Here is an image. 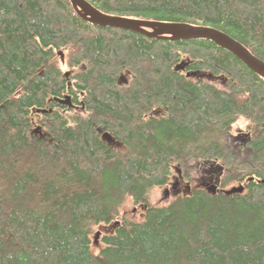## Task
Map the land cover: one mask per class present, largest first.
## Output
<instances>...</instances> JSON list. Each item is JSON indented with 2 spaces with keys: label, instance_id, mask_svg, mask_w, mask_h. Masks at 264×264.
<instances>
[{
  "label": "trees",
  "instance_id": "trees-1",
  "mask_svg": "<svg viewBox=\"0 0 264 264\" xmlns=\"http://www.w3.org/2000/svg\"><path fill=\"white\" fill-rule=\"evenodd\" d=\"M87 1L214 27L264 61V0ZM238 121L244 145L227 135ZM175 178L184 189L151 205ZM0 264H264V79L207 39L94 25L70 0H0Z\"/></svg>",
  "mask_w": 264,
  "mask_h": 264
},
{
  "label": "water",
  "instance_id": "water-1",
  "mask_svg": "<svg viewBox=\"0 0 264 264\" xmlns=\"http://www.w3.org/2000/svg\"><path fill=\"white\" fill-rule=\"evenodd\" d=\"M75 11L86 21L98 26H112L127 29L130 31L144 34L148 37L169 39V40H191L207 39L213 41L218 46L231 52L251 70L264 79V61L254 56L246 47L233 39L225 32L206 25H193L189 23H171L159 22L147 19H138L133 17L118 16L104 13L90 4L87 0H70ZM61 60H64L62 52H58ZM187 63L181 61L175 65V70H184ZM122 78V75L121 77ZM61 104L71 106L70 96L57 99ZM47 109H32V113H46ZM209 185V188H213ZM208 188V189H209ZM242 187L237 185L226 191L231 194L235 191H241Z\"/></svg>",
  "mask_w": 264,
  "mask_h": 264
},
{
  "label": "rangeland",
  "instance_id": "rangeland-1",
  "mask_svg": "<svg viewBox=\"0 0 264 264\" xmlns=\"http://www.w3.org/2000/svg\"><path fill=\"white\" fill-rule=\"evenodd\" d=\"M196 77H202L205 80H207L208 82L213 83L214 85H216L217 87H220V88L225 86V80L224 79L216 78L208 72H198V73H196ZM244 127H245L244 123L241 121H238L237 123H235L233 125V128H232L230 133L235 136V135H238L240 133L246 132ZM227 135L229 136V134H227ZM229 137H231V136H229ZM234 147H235L234 150H236L235 152H236L238 157L243 158V159L248 158V155H249L248 152H245L244 150H240L239 146H234ZM231 149H233V148H231ZM193 168L194 169H190V171H191V175L194 178V182H193L194 185H199V186L207 188L206 186H208L209 184H212V182H210V181H214V183L216 182L215 181L216 178H213L212 174L206 175L207 173H205L204 170H201L200 168L198 169L196 167H193ZM173 181H174V179L172 180V183H169L166 187L153 188L148 194L149 203L151 205L166 204L173 197H175V195L179 191L184 189L183 186L185 183H183L181 180H178L176 178H175V183L177 181H179V183H177L176 187L173 188ZM214 185H216V184H214ZM233 185L237 186V182H233V183L231 182V184H228L224 188L228 189ZM216 187H217V185H216ZM134 207H136V206H134L133 204H128L123 209L122 213L129 218L135 219L137 217L139 211H137V208L134 209ZM94 242H95V246L98 247V236H97V234H96V238L94 236Z\"/></svg>",
  "mask_w": 264,
  "mask_h": 264
},
{
  "label": "flooded vegetation",
  "instance_id": "flooded-vegetation-1",
  "mask_svg": "<svg viewBox=\"0 0 264 264\" xmlns=\"http://www.w3.org/2000/svg\"><path fill=\"white\" fill-rule=\"evenodd\" d=\"M128 77H129V75H127ZM121 82H126V77H125V75H124V77L121 79ZM99 130V132L101 133V130L100 129H98ZM41 130L40 129H38V131H37V133H40L41 134V132H40ZM229 135L231 136V139L232 140H234V142H238L239 143V145H244L247 141H249V139H250V137H249V134L248 133H246V132H243V133H240V134H238V135H232L231 133H229ZM102 136L107 140V141H111V143H114V140H112V139H109L108 138V136L106 135V134H102ZM213 183H214V181H213ZM219 183L218 182H216V185H217V187H216V185H214V187L213 188H209L210 190H213V191H215V192H217L218 190H219V185H218ZM237 184H239V182H237ZM188 188H189V186H188ZM226 189H224V191H225Z\"/></svg>",
  "mask_w": 264,
  "mask_h": 264
},
{
  "label": "bare ground",
  "instance_id": "bare-ground-1",
  "mask_svg": "<svg viewBox=\"0 0 264 264\" xmlns=\"http://www.w3.org/2000/svg\"><path fill=\"white\" fill-rule=\"evenodd\" d=\"M239 186L242 187L241 191H235V192H232V193L242 192L243 189H244V186H243L242 184H239ZM213 187H214V186H213ZM232 187H233V186H231L230 188L226 189L224 192L228 191V190L231 189ZM209 190H210V189H209ZM210 191L215 192V191H213V190H210ZM117 222H118V221H117ZM97 232H98V233H97V236H99V232H100V231H97Z\"/></svg>",
  "mask_w": 264,
  "mask_h": 264
}]
</instances>
